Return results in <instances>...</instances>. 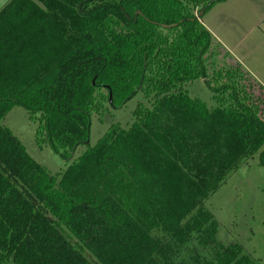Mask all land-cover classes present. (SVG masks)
Segmentation results:
<instances>
[{"label": "trees", "instance_id": "obj_1", "mask_svg": "<svg viewBox=\"0 0 264 264\" xmlns=\"http://www.w3.org/2000/svg\"><path fill=\"white\" fill-rule=\"evenodd\" d=\"M220 1L11 0L0 10V264H258L218 241L205 206L264 148L254 85L210 63L216 39L201 20ZM200 81L216 107L190 96ZM129 106L130 120L91 145L93 120ZM15 108L69 161L62 173L4 125Z\"/></svg>", "mask_w": 264, "mask_h": 264}, {"label": "rangeland", "instance_id": "obj_2", "mask_svg": "<svg viewBox=\"0 0 264 264\" xmlns=\"http://www.w3.org/2000/svg\"><path fill=\"white\" fill-rule=\"evenodd\" d=\"M201 21L216 39L210 63L216 62L218 68L230 66L240 78L248 77L254 85L253 92L263 103L264 112V0L217 2ZM188 91L192 98L208 107L217 106L203 81L194 83ZM131 110L132 106H129L115 113L108 112L102 117L104 124L98 119L93 120L91 145L101 139L112 123L129 119ZM4 125L21 141L26 153L51 174L66 169L69 161L45 146V138L37 136L38 121L32 120L23 108L12 110ZM263 152L264 148L230 173L226 182L205 203L219 224L218 241L224 245L238 244L242 252L258 264H264ZM77 155L75 153L71 159Z\"/></svg>", "mask_w": 264, "mask_h": 264}, {"label": "crops", "instance_id": "obj_3", "mask_svg": "<svg viewBox=\"0 0 264 264\" xmlns=\"http://www.w3.org/2000/svg\"><path fill=\"white\" fill-rule=\"evenodd\" d=\"M10 1H11V0H0V7H1L4 3L7 4V3H9ZM6 4H5V5H6ZM5 5H4V6H5ZM4 6H3V7H4ZM3 7H2V8H3ZM2 8H1V9H2ZM1 9H0V10H1Z\"/></svg>", "mask_w": 264, "mask_h": 264}, {"label": "water", "instance_id": "obj_4", "mask_svg": "<svg viewBox=\"0 0 264 264\" xmlns=\"http://www.w3.org/2000/svg\"><path fill=\"white\" fill-rule=\"evenodd\" d=\"M202 16V15H201ZM164 28H168L167 26H163Z\"/></svg>", "mask_w": 264, "mask_h": 264}]
</instances>
